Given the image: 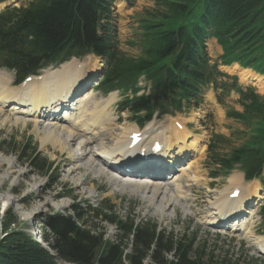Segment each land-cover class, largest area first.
<instances>
[{"label": "trees", "instance_id": "16d2710c", "mask_svg": "<svg viewBox=\"0 0 264 264\" xmlns=\"http://www.w3.org/2000/svg\"><path fill=\"white\" fill-rule=\"evenodd\" d=\"M110 3L111 0H33L26 8L1 14L0 63L14 69L21 81L51 63L93 51L105 57L107 63L105 78L98 88L120 89L125 96L121 110L143 111L141 122L150 119L155 110L161 114L181 110L209 83L218 81L222 74L208 64L201 48L209 36H216L221 43L225 64L238 61L256 71L264 69V0H160V10L152 14V19L141 20L143 38L138 57L118 52L110 36L99 35V21L108 15ZM201 3L204 7L198 8ZM141 75L150 81L151 88L137 96ZM244 101L246 114L242 118L261 126L259 130L251 129L250 138L264 151V96L251 89ZM28 146L22 154H27ZM222 156L216 151L214 158ZM31 164L43 172L50 168L45 159H34ZM74 208L79 217V205ZM10 223L15 221L7 218L4 230L10 228ZM48 227L51 233L40 235L50 249L24 232L9 229L0 238V264H58V259L72 264H123L120 247L109 244L95 261L101 236L79 226L71 216L55 214ZM151 235L144 229L135 234L142 247L130 257L132 264H141L143 248L149 247ZM170 246V242L163 245ZM154 258L162 264L160 250L155 251ZM176 264L197 263L188 258L185 247Z\"/></svg>", "mask_w": 264, "mask_h": 264}, {"label": "bare ground", "instance_id": "6f19581e", "mask_svg": "<svg viewBox=\"0 0 264 264\" xmlns=\"http://www.w3.org/2000/svg\"><path fill=\"white\" fill-rule=\"evenodd\" d=\"M66 63L60 69H49L38 78L32 77L26 84H21V87L11 86L13 80L10 77H4L3 73H0V124L4 126L20 122L26 126L28 121H32L35 129L42 132L43 143L51 142L60 152L68 151L71 161L74 163L72 170L69 169V172L76 171L79 168H87L88 171L93 170L97 174L105 173L108 174L110 182L112 181L113 184L115 182L120 186L119 189L141 188L143 197L149 198L150 196L148 195L151 191L162 192L169 189V187L175 186L177 189L176 195L182 197L179 190L182 176L186 175L189 180L193 181L199 180L198 176L193 174V171L179 175L175 179L170 176V180H167L166 177L160 179L158 176H164V173L147 172L148 169L145 170L142 177H136L133 173L127 174L126 177L119 172L121 165L125 163L122 159L136 157L135 154L129 152L131 148L127 149L129 144L127 140L131 138L133 133L141 131L137 128L128 130L121 128L119 129L121 134H115L112 129L114 93L108 96L103 104L97 102V100L94 101L95 99L91 100L90 98V100H87L91 96L92 91H83L84 93L82 92L81 97L79 96L75 102L69 104L68 97L74 94V90L78 89L77 87L84 84L91 87L88 82L96 75L97 70L95 69L97 65H94L88 71V74L85 75L82 72L83 70H79L88 68L91 65V59L83 62L73 59ZM230 69L234 73H238L243 82H254L257 79L252 74L251 69L241 68L237 64L231 66ZM52 94H56L57 98L53 103H50ZM9 102L13 104L12 112L4 115V108H7ZM61 106H64V110L59 112L58 115L60 113L62 115L52 118V115L58 112ZM142 134H147V139L152 141L157 138L164 140L166 147L161 146L156 157L168 159V163L177 164L188 156L193 158L202 153V139L198 135H192L189 131L183 130V124L174 120L166 127H156L154 121H152L142 131ZM108 140L112 142V145H106ZM72 143H77L82 151L78 153L71 152ZM97 145L99 146L98 149L96 148ZM79 149L78 147V151ZM186 153L187 156L185 155ZM198 159L191 164L197 165ZM133 162L135 163V161ZM175 167H178V165ZM112 169H118V172H115L118 176L110 172ZM188 170H190L189 166L183 172ZM80 180V178L77 180V185L80 184ZM238 180H241L239 174H235L230 178L232 183ZM240 182L237 184H240ZM252 187L256 194L258 185L254 183ZM135 190L130 189V192ZM250 193L248 192V194ZM8 200L7 197L0 198L3 210L6 209ZM167 202L168 197L164 195L160 202V204L164 203V206H160V212L165 210ZM253 204H257V198L253 200ZM225 216L227 217V215ZM225 228L234 229L230 224L226 225ZM236 228H240V225H237ZM40 241L43 242L41 239ZM40 241L38 240V242ZM261 245L264 246V239H262ZM239 258L241 257L237 256V258H234L232 256L229 259L235 261L236 259L240 260Z\"/></svg>", "mask_w": 264, "mask_h": 264}, {"label": "rangeland", "instance_id": "374dc122", "mask_svg": "<svg viewBox=\"0 0 264 264\" xmlns=\"http://www.w3.org/2000/svg\"><path fill=\"white\" fill-rule=\"evenodd\" d=\"M148 1L151 0H146L144 2L140 0L139 3H132L131 4L133 6L132 8H129V6H123V5L120 6L119 12L117 13V17L115 18V24L117 30L120 33L119 39L121 41V46L124 50H128L127 53L132 55L139 54L140 50L137 49L136 47H131L130 45H128V42L127 40H125L124 35L127 32L130 34L131 37V35L135 33L136 30L132 31V25L136 22L137 17L139 15L137 12H141L144 7L148 6L147 5ZM24 3H21L19 5H22ZM127 10L128 12H124ZM208 51L210 55H212L211 57L213 59H217L219 57L218 52L215 50V44L208 45ZM74 59L81 62L91 59V63L93 62L98 63V61H100V58L96 57L95 55H87L82 58L76 57ZM66 64L64 65L62 64V65L65 66ZM62 65L56 69L62 68L63 67ZM222 69L231 75H235V74L239 75L236 72L234 73L231 69H227L225 67H223ZM46 70L47 69L43 70L41 74H43ZM4 72L6 73L5 75L6 77H10L11 79L14 80L13 71L5 69ZM82 72L85 75L88 74V72L85 71ZM239 78H241L240 75ZM84 85H85L84 87L87 86V84ZM253 85L254 86L257 85L258 91L261 92V94H264V85H259L256 82ZM11 86L13 85L11 84ZM87 90L89 89H84L81 91V93ZM114 93H115V99L112 103V110H113L112 114L114 116V120L112 123V129L114 130L115 134L118 133V135H120L121 130L119 129L121 127L136 125V123L128 120V114L118 113L117 103L119 100H121L122 97L120 92L116 91ZM109 95L110 94L103 95L98 91H93V94H91V96L87 100H90L91 98V100L95 99L94 101L97 100V102H101L104 104L105 99ZM8 106L9 107L4 108V112H3L4 115H7L11 112L10 111L11 106L10 105ZM172 118H182L183 120L185 119V122L189 124L190 127H194L195 129L194 132H198L200 136H202L201 138L198 135L202 139V141L203 140L208 141L210 133H208L205 130L204 125H202L203 122L199 121L198 118H196V115H193L191 113L188 116L183 114H177L175 116L167 115L162 119H158V118L155 119L154 122L158 127L159 126L166 127L164 125L167 124L169 120ZM131 128H137V127H127L125 129L128 130ZM222 128H225L230 131V128L226 123L223 124ZM28 137H30L29 140L32 139L33 145H35L36 150L40 152L39 154H36V156L39 157L40 159L47 158L54 164L55 170L51 175V177L32 174L29 172V169L25 166L26 164L21 163L19 158L17 160V157H19L20 155L21 148L24 144H26V140ZM42 137H43L42 132H40L38 129H35L33 122H28L26 126H24L20 122L11 125H4V126L0 124V155L3 157L2 159L0 156V198L7 197L9 199L8 206L6 207L5 210H3L2 203L0 201V238H3L5 236L3 225H5V221L7 218H10V220L15 221V223H10L11 225L9 229H13V228L24 229V224L26 222H28L30 226H33L35 228L36 225L34 223V220L38 219L37 227L40 232L41 230L40 226L42 224V220L40 219H44L46 214L53 213L56 211L71 213L70 208L74 201H80V203H82L84 206H86L85 204L86 201H89L94 207L97 208H100L102 206L105 207L112 206L113 208L112 210L106 209L105 211H107L108 213H115L117 215L121 213V210H124L126 208L132 209L133 207H135L136 211H138L140 215L145 214L148 215V217L149 215L152 216V212L146 214L149 205L144 201H140L138 199L141 196L139 194H133L130 192V189H135V188H129L128 191H121L118 189L119 186L115 182L113 184V182L107 181V179L104 176L97 178L95 176L94 171L92 170L88 171L87 168L86 169L79 168L76 171L68 172L69 169L72 170V166L74 165V163L71 161L68 151L60 152V150L56 148L51 142L43 143ZM202 141H201V145L203 146ZM16 144L18 148L15 149ZM107 144H109L108 141ZM110 145H112V143ZM78 147H79L78 144L74 143V145H72L73 151L71 150V152L77 153ZM205 149L206 148L204 147L203 155L199 159L198 175L199 172L204 170L205 168L204 167V161L206 158ZM32 151L33 148H30L27 153L31 154ZM191 166L196 168V165L194 164H191ZM186 168L187 167L182 168V171H184ZM111 172H113L114 175L116 174L115 169ZM193 174L197 175V171H193ZM81 176H82V180H81L82 182L80 181L79 185H76L74 182L68 179V178H72L77 182V180ZM239 181L241 180L234 182V184H237ZM52 182L55 184L53 188H49ZM251 183L252 182H250L249 184ZM170 188L171 187H169V189ZM169 189H167L164 192L168 193ZM69 190H72L73 196L60 198L61 195H64L62 193H66ZM179 190L181 191V187ZM176 191L177 189L175 188V192ZM62 203H65L64 205L67 204V206L64 205L62 206ZM40 209L41 211L43 210L44 211L40 212ZM7 212H10V214ZM152 217H156V216H152ZM103 228H104V224L101 223L100 231H103ZM38 236L40 238L41 235L39 234ZM232 256L234 258H237V256L240 255L234 252H228L224 255V257H228V258H231ZM65 263L67 262L58 259V264H65Z\"/></svg>", "mask_w": 264, "mask_h": 264}]
</instances>
